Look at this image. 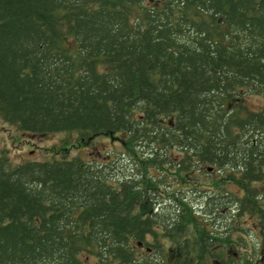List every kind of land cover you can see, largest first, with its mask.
Here are the masks:
<instances>
[{"label":"trees","instance_id":"1","mask_svg":"<svg viewBox=\"0 0 264 264\" xmlns=\"http://www.w3.org/2000/svg\"><path fill=\"white\" fill-rule=\"evenodd\" d=\"M251 94L264 0H0V118L119 144L4 154L0 264H264Z\"/></svg>","mask_w":264,"mask_h":264},{"label":"rangeland","instance_id":"2","mask_svg":"<svg viewBox=\"0 0 264 264\" xmlns=\"http://www.w3.org/2000/svg\"><path fill=\"white\" fill-rule=\"evenodd\" d=\"M246 101L251 109L257 110L264 104V96L251 94ZM66 138L63 133L41 135L24 133L0 118V159L6 154L12 163L17 164L30 159L51 158L53 155L65 153V151L69 155L79 154L87 159H105V152L111 149L115 150L119 145L118 143L114 145L115 139H111L109 136L94 139L92 142L70 138L68 144L65 142ZM261 186L264 187V183ZM233 188L239 191L237 187ZM246 238L249 242L254 240L253 235L249 233Z\"/></svg>","mask_w":264,"mask_h":264}]
</instances>
